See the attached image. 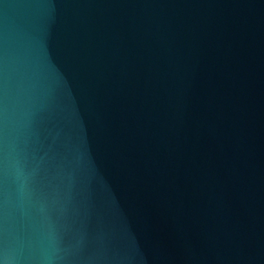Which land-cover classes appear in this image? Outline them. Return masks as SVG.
I'll list each match as a JSON object with an SVG mask.
<instances>
[{"label": "water", "instance_id": "obj_1", "mask_svg": "<svg viewBox=\"0 0 264 264\" xmlns=\"http://www.w3.org/2000/svg\"><path fill=\"white\" fill-rule=\"evenodd\" d=\"M0 264H264V0H0Z\"/></svg>", "mask_w": 264, "mask_h": 264}]
</instances>
